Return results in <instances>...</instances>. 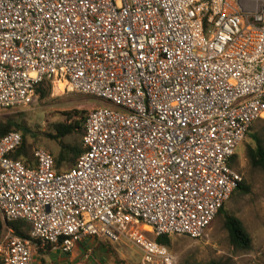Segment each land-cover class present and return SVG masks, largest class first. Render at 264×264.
Wrapping results in <instances>:
<instances>
[{
  "label": "built area",
  "instance_id": "obj_1",
  "mask_svg": "<svg viewBox=\"0 0 264 264\" xmlns=\"http://www.w3.org/2000/svg\"><path fill=\"white\" fill-rule=\"evenodd\" d=\"M53 88L106 103L84 153L29 167L0 140V264H35L37 243L69 254L87 238L126 242L141 264H177L146 236L199 240L243 176L232 167L264 119V0H0V115Z\"/></svg>",
  "mask_w": 264,
  "mask_h": 264
},
{
  "label": "rangeland",
  "instance_id": "obj_2",
  "mask_svg": "<svg viewBox=\"0 0 264 264\" xmlns=\"http://www.w3.org/2000/svg\"><path fill=\"white\" fill-rule=\"evenodd\" d=\"M107 106L93 97L69 92L59 94L53 88L48 100L39 99L29 107L6 111L0 115V122L9 120L20 124L29 131L28 140L33 150L38 147L45 148L57 157L60 146L49 138L55 134L54 127L61 123H71L69 114L89 113L95 108ZM254 134L261 135L264 140V122L255 123L251 131V135ZM75 140V137H69L65 142L70 144ZM254 145L252 136L248 135L239 147L237 159V168L252 186V194L233 197L226 204V211L243 222L252 239V248L244 251L233 247L223 226V217H218L207 229L205 236L199 240L185 236L172 237V247L168 249L177 264H264V174L252 169L246 156L247 147ZM145 234L149 239L156 241L155 235ZM115 245L117 246H112V249L121 259V264L139 263L142 256L135 246L126 242Z\"/></svg>",
  "mask_w": 264,
  "mask_h": 264
},
{
  "label": "trees",
  "instance_id": "obj_3",
  "mask_svg": "<svg viewBox=\"0 0 264 264\" xmlns=\"http://www.w3.org/2000/svg\"><path fill=\"white\" fill-rule=\"evenodd\" d=\"M52 80L47 79L37 88V100H48L52 95ZM78 114V115H76ZM88 113H73L69 114V120L71 123H61L54 127V135H50L53 141L57 142L60 146V152L55 158L56 167L59 171H69L75 167L77 160L84 153L83 139L85 136V123L87 120ZM258 121L264 122V119H259ZM257 122V121H256ZM255 122V123H256ZM254 123V125H255ZM253 125V126H254ZM253 126L251 131L253 130ZM251 131L248 135L252 136L255 145L247 147V160L249 166L252 169L261 171L264 174V140L261 135L254 134L251 135ZM12 132H23V143L21 147L11 155V158L17 161L25 163L29 167H35L36 159L34 155L32 145L29 144V131L23 128L20 124L13 123L11 121L0 122V140L6 135ZM247 135V136H248ZM69 137H75L74 143L67 144L65 142ZM40 148V147H38ZM47 150V149H46ZM50 152V151H49ZM52 154V153H51ZM54 156V155H53ZM236 156L232 162V167L241 174L237 168ZM242 175V174H241ZM243 176V175H242ZM252 194V186L249 182L243 178V182L238 186L237 190L234 192L233 197L237 196H248ZM218 217H223V226L228 232L229 241L231 245L237 249L248 251L252 248V239L248 232L246 231L243 222L226 211V205L219 212ZM9 227L12 229L17 237L23 239H30L31 227L26 222L18 221L13 223L4 224L0 221V238L4 227ZM156 241L171 249L172 247V237L163 236L157 237ZM38 246H50L43 245L42 243H37ZM209 264H217L215 262Z\"/></svg>",
  "mask_w": 264,
  "mask_h": 264
},
{
  "label": "crops",
  "instance_id": "obj_4",
  "mask_svg": "<svg viewBox=\"0 0 264 264\" xmlns=\"http://www.w3.org/2000/svg\"><path fill=\"white\" fill-rule=\"evenodd\" d=\"M146 233L152 232L144 229ZM154 235V234H153ZM114 243L106 239H84L72 253L66 254L53 246H37L34 249L35 264H121L113 252ZM140 252V251H139ZM141 253V252H140ZM142 256V254H141ZM123 261V260H122ZM142 257L138 264H141Z\"/></svg>",
  "mask_w": 264,
  "mask_h": 264
},
{
  "label": "bare ground",
  "instance_id": "obj_5",
  "mask_svg": "<svg viewBox=\"0 0 264 264\" xmlns=\"http://www.w3.org/2000/svg\"><path fill=\"white\" fill-rule=\"evenodd\" d=\"M56 91H57V93H59V94L62 93V92H61V89H60V86H58V87L56 88ZM54 94H55V93H54Z\"/></svg>",
  "mask_w": 264,
  "mask_h": 264
}]
</instances>
